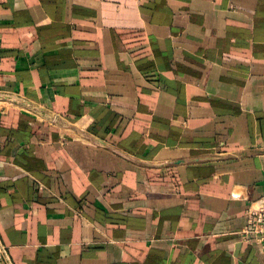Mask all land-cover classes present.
<instances>
[{
    "label": "crops",
    "instance_id": "obj_1",
    "mask_svg": "<svg viewBox=\"0 0 264 264\" xmlns=\"http://www.w3.org/2000/svg\"><path fill=\"white\" fill-rule=\"evenodd\" d=\"M264 0H0V264H264Z\"/></svg>",
    "mask_w": 264,
    "mask_h": 264
},
{
    "label": "built area",
    "instance_id": "obj_2",
    "mask_svg": "<svg viewBox=\"0 0 264 264\" xmlns=\"http://www.w3.org/2000/svg\"><path fill=\"white\" fill-rule=\"evenodd\" d=\"M239 233L242 240L258 245L264 253V192L247 208Z\"/></svg>",
    "mask_w": 264,
    "mask_h": 264
},
{
    "label": "rangeland",
    "instance_id": "obj_3",
    "mask_svg": "<svg viewBox=\"0 0 264 264\" xmlns=\"http://www.w3.org/2000/svg\"><path fill=\"white\" fill-rule=\"evenodd\" d=\"M3 257L2 252L0 251V259Z\"/></svg>",
    "mask_w": 264,
    "mask_h": 264
}]
</instances>
